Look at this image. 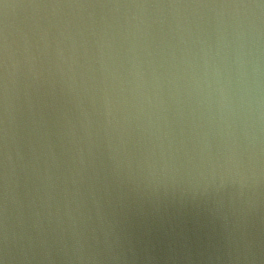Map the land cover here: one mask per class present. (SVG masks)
Masks as SVG:
<instances>
[{"label": "water", "instance_id": "95a60500", "mask_svg": "<svg viewBox=\"0 0 264 264\" xmlns=\"http://www.w3.org/2000/svg\"><path fill=\"white\" fill-rule=\"evenodd\" d=\"M0 259L264 264L261 0H0Z\"/></svg>", "mask_w": 264, "mask_h": 264}, {"label": "clouds", "instance_id": "9594fccd", "mask_svg": "<svg viewBox=\"0 0 264 264\" xmlns=\"http://www.w3.org/2000/svg\"><path fill=\"white\" fill-rule=\"evenodd\" d=\"M262 4H264V3H262ZM0 264H5L3 259H0Z\"/></svg>", "mask_w": 264, "mask_h": 264}, {"label": "snow or ice", "instance_id": "6c2138e0", "mask_svg": "<svg viewBox=\"0 0 264 264\" xmlns=\"http://www.w3.org/2000/svg\"><path fill=\"white\" fill-rule=\"evenodd\" d=\"M261 3H264V0H261ZM5 7H7V5H4Z\"/></svg>", "mask_w": 264, "mask_h": 264}]
</instances>
